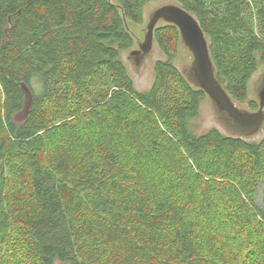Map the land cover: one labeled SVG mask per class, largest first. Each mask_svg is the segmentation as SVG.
Listing matches in <instances>:
<instances>
[{
	"label": "trees",
	"instance_id": "16d2710c",
	"mask_svg": "<svg viewBox=\"0 0 264 264\" xmlns=\"http://www.w3.org/2000/svg\"><path fill=\"white\" fill-rule=\"evenodd\" d=\"M147 1L0 0V264H264V136L190 130L206 95L174 65L172 24L155 27L164 59L136 89L120 52ZM174 3L256 110L264 0ZM20 82L32 101L15 123Z\"/></svg>",
	"mask_w": 264,
	"mask_h": 264
},
{
	"label": "water",
	"instance_id": "95a60500",
	"mask_svg": "<svg viewBox=\"0 0 264 264\" xmlns=\"http://www.w3.org/2000/svg\"><path fill=\"white\" fill-rule=\"evenodd\" d=\"M159 21L177 27L181 44L192 56L186 71L182 72L189 83L208 96L229 134L246 137L257 133L264 123V70L257 89L258 108L249 110L238 107L215 77L208 42L198 20L181 5L174 2L166 3L150 12L143 28V39L138 42V48L130 52L136 66H139L150 51L154 42V29ZM20 87L23 91L22 107L12 114L15 123H24L27 120L32 101L30 88L24 82H20Z\"/></svg>",
	"mask_w": 264,
	"mask_h": 264
},
{
	"label": "rangeland",
	"instance_id": "374dc122",
	"mask_svg": "<svg viewBox=\"0 0 264 264\" xmlns=\"http://www.w3.org/2000/svg\"><path fill=\"white\" fill-rule=\"evenodd\" d=\"M171 2H174V0H148L143 8V22L141 24L135 22H129L130 30L132 31L134 36V43L131 48L121 51L120 57L124 65L126 66L128 74L133 80V83L137 90H145L150 86L154 77L153 65L157 60L164 59V55L157 46L156 42L154 41L150 51L148 52L146 57L141 60L139 66L137 67L132 59V56L130 55V52L131 50L137 49L138 42L143 39L144 36L143 28L145 27L150 12L157 6ZM162 24L163 21H159L157 23V26ZM191 59L192 56L190 52L187 50V48L181 43L178 44L176 58L174 60V65L177 67V69L185 72ZM263 70H264V62L259 61L256 71L252 74L248 82L247 99L257 98V89L261 81V75ZM235 104L240 108L248 109L246 102L243 103L235 102ZM188 127L195 134L202 133L213 127L217 128L222 133H226V134L230 133L229 130L223 125V123L218 118L208 96H204L200 100L198 115L194 119L189 120ZM263 136H264V125L257 133L251 136H246V138L247 140L250 141L251 140L258 141ZM260 201H261V191L258 192L256 197V202L258 204L260 203Z\"/></svg>",
	"mask_w": 264,
	"mask_h": 264
}]
</instances>
